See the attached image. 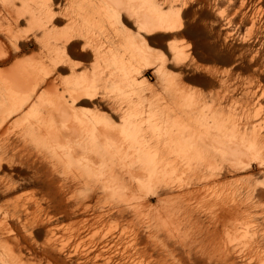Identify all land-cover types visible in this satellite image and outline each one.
<instances>
[{
	"label": "bare ground",
	"instance_id": "1",
	"mask_svg": "<svg viewBox=\"0 0 264 264\" xmlns=\"http://www.w3.org/2000/svg\"><path fill=\"white\" fill-rule=\"evenodd\" d=\"M185 4L0 0V166L32 173L0 174V264H233L239 237L264 264V108L235 63L196 61Z\"/></svg>",
	"mask_w": 264,
	"mask_h": 264
},
{
	"label": "rangeland",
	"instance_id": "2",
	"mask_svg": "<svg viewBox=\"0 0 264 264\" xmlns=\"http://www.w3.org/2000/svg\"><path fill=\"white\" fill-rule=\"evenodd\" d=\"M185 3L184 20L186 21L183 23V30L188 29L192 33V36L185 38L186 43H191L202 51L213 50L209 54L204 52L205 56L212 59L211 61H204L195 57L196 61L203 66L205 64L206 66H214L219 71H226L231 63H235L239 67L235 74L236 80L248 87L250 93H255L260 98L264 108V0H185ZM62 25L64 26L61 22L57 24L58 27H62ZM154 50L158 51V48L155 47ZM63 67L65 68L63 69ZM66 68L68 67H58L56 73L61 72L59 75H62V78H67L69 72L66 71ZM152 71L153 69L150 67L145 68L142 70L141 76L151 74ZM192 86L203 91L207 90L202 85L192 84ZM29 165L28 160L26 161L23 157H16L13 162L2 163L0 174L7 173L18 182L23 183L32 175ZM251 166L255 172L262 170V167L255 164ZM256 182L260 184L259 190L264 191V173L258 176ZM43 185V179L39 178L36 188ZM32 188L35 187L24 185L3 199L13 201L17 197H30L31 190H34ZM68 222L67 220H60L57 225L61 226ZM113 223L112 220L108 221L102 231L107 234L119 232L120 228L115 227ZM244 239L239 237L237 240L231 241L232 248L237 253L236 256L232 257L233 264H245L242 255L248 252L249 247L241 244ZM211 248V245H208L204 247V250L210 251ZM177 249L183 253L181 247H177ZM217 258L218 254L216 253L212 262L217 263ZM114 260H117V263L138 264L141 257L136 252H126L121 248L119 252L115 253ZM144 262L143 260L139 264H144ZM205 262L206 258H203L198 260L196 264H205Z\"/></svg>",
	"mask_w": 264,
	"mask_h": 264
}]
</instances>
